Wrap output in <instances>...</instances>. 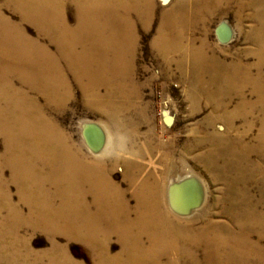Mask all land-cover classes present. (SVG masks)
I'll list each match as a JSON object with an SVG mask.
<instances>
[{
    "label": "bare ground",
    "instance_id": "1",
    "mask_svg": "<svg viewBox=\"0 0 264 264\" xmlns=\"http://www.w3.org/2000/svg\"><path fill=\"white\" fill-rule=\"evenodd\" d=\"M232 1L196 0L190 9L185 0L176 2L163 11L152 42L165 57L181 51L180 66L191 59L196 83L208 81L212 86L199 87L201 94L216 110H225L223 118L230 127L241 120L245 128L238 136L214 135L210 141L213 149L205 159L225 183L221 200L217 199L220 205H204L207 194L197 175L171 181L175 211L195 214L185 221L174 219L166 209L161 183L152 173L137 186L136 205L129 204L127 192L111 176L113 162L103 159L111 152L103 123L81 124L90 151L98 155L92 158L73 144L53 115L64 110L73 95L72 76L90 97L86 106L124 128L112 109L130 81L137 27H150L155 0H72L74 25L68 19L66 0H9L22 19H33L40 38L29 36L0 7V134L6 142L0 156V217L3 224L14 225L8 233L18 235L28 224L52 234L64 232L90 247L93 264H264V74L254 75L252 66L244 62L221 67L206 37L208 18L229 10ZM249 3L258 20L250 38L258 46L260 70L264 67V0ZM238 9H243L242 0ZM197 27L204 35L201 43L191 42L182 52L186 30ZM232 33L229 22L222 20L220 38L229 39ZM211 49L214 52L209 54ZM202 74L210 79L203 80ZM192 97L199 105L200 97ZM255 127L258 133L249 139ZM165 159L170 162L167 155ZM124 163L129 180H136L140 162L130 158ZM5 167L19 188L18 202L3 180ZM112 233L121 243L117 253L110 251ZM1 250L0 246V262L4 260ZM7 259L18 264L13 257ZM28 260L29 256L20 264H32ZM48 263L82 264L64 251Z\"/></svg>",
    "mask_w": 264,
    "mask_h": 264
},
{
    "label": "rangeland",
    "instance_id": "2",
    "mask_svg": "<svg viewBox=\"0 0 264 264\" xmlns=\"http://www.w3.org/2000/svg\"><path fill=\"white\" fill-rule=\"evenodd\" d=\"M179 1L155 0L150 27L145 28L141 24L137 27L138 45L135 62L131 67L132 73L129 74L130 81L126 84L124 94L115 98L114 109H112L118 114L116 118L124 128L115 127L108 121V117L105 118L98 112L91 111L86 106L90 97L83 93L80 84L72 76L70 83H72L73 95L66 102L64 110L60 113H53V115L71 136L73 144L84 149L85 153L92 158L98 155L90 151L81 124L83 121L103 123L105 131L108 130L107 133L110 136L109 147L111 149V152L103 155V159L113 162L110 165L111 176L127 192L129 204L136 205V188L152 173L161 183L166 209L170 211L174 219L185 221L195 214L190 217V214L175 211L170 199L171 181L178 177H184L186 174L197 175L203 180L207 194L204 205H212L213 202L219 204L217 199L221 200L225 183L217 177L216 170L210 169L205 159L213 149L210 141L215 138L214 135L238 136V133H243L245 128L241 120L237 121L234 127H230L223 118L225 110H216L208 98L201 94L200 88L210 89L212 87L207 81L210 76L202 74L203 80L207 82L196 83L191 59L185 60L184 66H180L178 59L181 51L165 57L153 47L152 42L160 26L163 11L170 9ZM185 1L187 8L190 9L196 0ZM242 1V10L238 9L239 0H233L229 10L217 11L208 18L209 29L206 37L215 51L211 49L208 53L212 54L213 51L214 55L218 57L216 60L219 59V65L223 68L244 62L252 66L254 75L259 72L264 74V67L260 70L258 68V46L250 38L253 29L258 27V20L253 16L255 14L254 7L250 5L249 0ZM66 2L69 22L74 25V3L72 0H66ZM0 7L2 13L14 23L19 24L29 36L40 38L37 24L33 19H22L15 3L11 5L9 0H0ZM224 19L229 22L233 30L229 39H221L218 34V27ZM202 34L200 27L195 30L187 29L185 48L182 52L188 51L191 42L199 45L201 37L204 36ZM50 48L55 49L53 45H50ZM250 92V89H246V94L251 97ZM194 94L201 99L199 105H196L193 100ZM236 100L235 98L229 105V110L234 107ZM209 118H213V120L208 124ZM221 125L226 128L223 129ZM257 133L258 129L255 127L252 131L253 135L251 134L249 139ZM200 141L203 143L200 144ZM5 148V138L0 134V156L4 154ZM139 149L143 151L142 154L137 153ZM169 150L172 151L170 155H168ZM165 155L169 157L170 162L166 159L163 160ZM130 158L140 162L142 167V170L136 173L134 181L129 180L126 175L128 165L124 163V160L127 161ZM3 180L7 184L13 200L18 202L19 188L12 181L8 167H5L3 171ZM21 207L26 213V206L22 204ZM203 207L202 201L199 206L200 210ZM214 211L219 212L218 209ZM4 214L5 212H2V215ZM12 227L14 225L3 224L0 217V236L3 235L0 237V246L4 257L0 264H10L8 257H13L14 261L20 264L28 256L30 257L28 261L32 264H47L52 256L59 255L63 251L77 262L93 264V253L90 247L64 232L56 231L55 234H52L48 230L34 228L28 224L20 228L18 235H14L7 231ZM109 240L110 251L117 253L121 248L119 238L112 233ZM54 242L56 244H53ZM53 247H55V252H51Z\"/></svg>",
    "mask_w": 264,
    "mask_h": 264
}]
</instances>
